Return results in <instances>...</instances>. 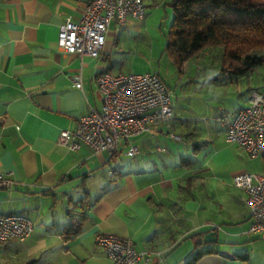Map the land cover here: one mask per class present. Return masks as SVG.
Listing matches in <instances>:
<instances>
[{"label":"crops","instance_id":"obj_1","mask_svg":"<svg viewBox=\"0 0 264 264\" xmlns=\"http://www.w3.org/2000/svg\"><path fill=\"white\" fill-rule=\"evenodd\" d=\"M89 1L0 0V175L15 183L0 189V215H25L33 224L23 243L0 246V264H109L98 233L152 253L139 264H264V236L248 231L246 195L231 181L238 173L264 174V154L249 162L226 140L237 148L207 150L201 130L176 109L170 124L131 141L136 156L126 155V143L115 154L58 145L59 133L74 129L89 107L100 110L95 77L122 74L111 55L126 23L110 22L97 59L57 46L60 27L78 21ZM77 75L81 90L72 81ZM192 146L188 163L181 153ZM233 160L236 166L217 172ZM74 224L79 233L67 234ZM209 232L217 240L204 243Z\"/></svg>","mask_w":264,"mask_h":264},{"label":"built area","instance_id":"obj_2","mask_svg":"<svg viewBox=\"0 0 264 264\" xmlns=\"http://www.w3.org/2000/svg\"><path fill=\"white\" fill-rule=\"evenodd\" d=\"M145 16L144 0H90L78 21L68 20L60 27L57 46L67 54L97 59L111 21L120 27L128 18L142 21ZM72 81L77 89H82L80 75ZM94 81L101 95L100 110L89 107L74 129L62 130L58 136V145L71 152L85 146L94 154H115L120 144L126 143V155L136 156L139 150L131 143L134 138L150 133L156 126L168 125L174 119L172 93L156 73H102ZM221 126L226 142L237 145L249 159L264 154V90L250 93L248 105L235 109ZM171 138L176 139L173 135ZM231 181L246 195L248 231L264 236V174L238 173ZM14 184L9 175H0V189ZM32 233L33 224L27 216L0 215V246L13 241L23 243ZM95 243L109 264H139L151 260L152 253L136 250L129 238L98 233Z\"/></svg>","mask_w":264,"mask_h":264},{"label":"rangeland","instance_id":"obj_3","mask_svg":"<svg viewBox=\"0 0 264 264\" xmlns=\"http://www.w3.org/2000/svg\"><path fill=\"white\" fill-rule=\"evenodd\" d=\"M170 0H145L146 16L137 21L128 18L126 26L117 31L114 52L111 55L113 70L122 74L156 73L172 93L178 118L189 127L197 126L207 150L229 148L221 126L232 112L248 105L249 88L264 90V66L252 70L247 76L219 72L220 51L207 49L179 68L166 52L167 34L173 19ZM194 147L181 154L190 158ZM242 153V152H241ZM249 158H247V161ZM228 162L221 170L236 166ZM252 162V161H249ZM232 180V177H231ZM261 246L264 242H261ZM264 250V247L260 248Z\"/></svg>","mask_w":264,"mask_h":264},{"label":"trees","instance_id":"obj_4","mask_svg":"<svg viewBox=\"0 0 264 264\" xmlns=\"http://www.w3.org/2000/svg\"><path fill=\"white\" fill-rule=\"evenodd\" d=\"M169 5L166 52L177 67L207 49L220 51V73L240 78L264 66V0H170ZM80 230L81 224H74L66 233ZM211 252L197 250L190 262Z\"/></svg>","mask_w":264,"mask_h":264},{"label":"water","instance_id":"obj_5","mask_svg":"<svg viewBox=\"0 0 264 264\" xmlns=\"http://www.w3.org/2000/svg\"><path fill=\"white\" fill-rule=\"evenodd\" d=\"M217 240V234L215 232H209L203 236V242H215Z\"/></svg>","mask_w":264,"mask_h":264}]
</instances>
